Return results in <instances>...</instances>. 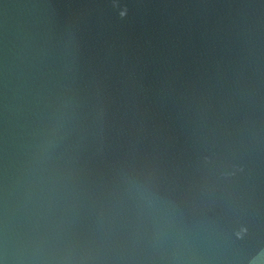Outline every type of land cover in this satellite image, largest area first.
<instances>
[{
	"label": "water",
	"instance_id": "1",
	"mask_svg": "<svg viewBox=\"0 0 264 264\" xmlns=\"http://www.w3.org/2000/svg\"><path fill=\"white\" fill-rule=\"evenodd\" d=\"M0 264H264V0H0Z\"/></svg>",
	"mask_w": 264,
	"mask_h": 264
}]
</instances>
